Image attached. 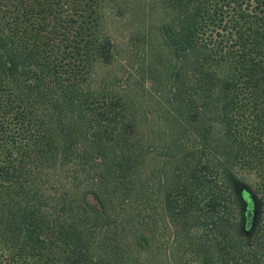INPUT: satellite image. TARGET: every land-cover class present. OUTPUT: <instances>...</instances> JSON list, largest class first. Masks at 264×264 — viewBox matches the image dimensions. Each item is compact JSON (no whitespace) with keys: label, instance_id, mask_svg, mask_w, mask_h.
<instances>
[{"label":"trees","instance_id":"trees-1","mask_svg":"<svg viewBox=\"0 0 264 264\" xmlns=\"http://www.w3.org/2000/svg\"><path fill=\"white\" fill-rule=\"evenodd\" d=\"M0 264H264V0H0Z\"/></svg>","mask_w":264,"mask_h":264},{"label":"rangeland","instance_id":"rangeland-1","mask_svg":"<svg viewBox=\"0 0 264 264\" xmlns=\"http://www.w3.org/2000/svg\"><path fill=\"white\" fill-rule=\"evenodd\" d=\"M104 15V26L109 35L112 39L119 43L118 49L121 50L126 43L128 38V29L127 27L123 26L118 21L120 20L119 15L116 11L111 10L108 6H105L103 9ZM132 25V21H130V26ZM105 30V31H106Z\"/></svg>","mask_w":264,"mask_h":264}]
</instances>
